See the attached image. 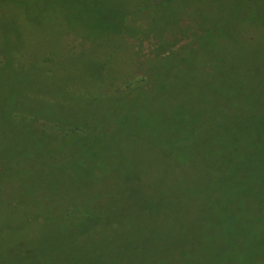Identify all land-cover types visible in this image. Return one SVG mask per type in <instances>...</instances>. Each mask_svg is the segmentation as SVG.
Segmentation results:
<instances>
[{"label": "rangeland", "instance_id": "obj_1", "mask_svg": "<svg viewBox=\"0 0 264 264\" xmlns=\"http://www.w3.org/2000/svg\"><path fill=\"white\" fill-rule=\"evenodd\" d=\"M124 13L157 40L187 31L176 48L190 41L161 56L147 39L137 52V41L107 22ZM141 63L147 73L138 81ZM258 69L261 77L252 76ZM233 79H264V0L256 8L246 0H0V160L10 164L0 211L26 187L41 209L71 212L76 250L55 264L196 258L199 241L183 248L186 256L165 250L183 231L187 191L201 179L199 156L187 149L198 146L186 140L218 111L207 82ZM74 123L80 132L70 131ZM14 201L22 212L30 205ZM191 208L197 221L198 198ZM141 239L149 248H136Z\"/></svg>", "mask_w": 264, "mask_h": 264}, {"label": "trees", "instance_id": "obj_2", "mask_svg": "<svg viewBox=\"0 0 264 264\" xmlns=\"http://www.w3.org/2000/svg\"><path fill=\"white\" fill-rule=\"evenodd\" d=\"M246 4L249 8H256L257 0H246ZM107 18V22L115 24L126 39L137 41V52L141 51L145 40L151 39L158 55L179 54V50L190 41L176 48L182 38H191L189 32L183 31L174 36L163 35L157 40L146 34L128 13ZM103 65L96 63V77L99 79ZM142 65L141 72H137L138 81L144 80L147 73L146 65ZM139 67L141 65L137 69ZM230 70L222 72L228 75ZM255 75L261 77L259 69L252 73ZM207 86L208 92L217 98L212 101V107L218 111L209 114L204 122L199 123L198 129L191 126L186 140H192L190 143L198 146V152L196 146L192 149L187 145V149L199 156V187L188 189L185 208L189 216L184 217L185 227L180 235L169 239L165 250L169 256H174L172 248H176L180 251L177 250V254L186 256L187 251L183 248L190 242L199 241V252L193 254L196 258L191 259L187 253V261L180 259L182 264H248L249 260L253 264H264V79H233L212 87L207 82ZM181 110L178 108L176 112L180 114ZM181 122L182 127L190 125ZM80 130V124L74 123L70 127L72 133ZM200 130L206 134L198 137ZM0 162L3 163L0 167L4 168L0 170L2 176L10 164L3 159ZM10 170L17 173L14 168ZM7 188V183L1 181L0 193ZM13 193V199L8 201L15 207L0 211V264H55L57 259L60 261L75 252L76 244L68 238L71 231L68 230L69 224L65 223L71 212L60 216L54 214L50 206L41 209L31 188L20 187ZM17 197L30 202L24 212L16 209L14 200ZM194 198H198L199 205L197 221L191 210ZM60 218L63 221L56 223L55 220ZM174 238L180 243H175ZM149 244L147 239H141L136 248L145 250ZM96 250L103 254L106 249L97 247ZM102 263L116 264L115 261Z\"/></svg>", "mask_w": 264, "mask_h": 264}]
</instances>
